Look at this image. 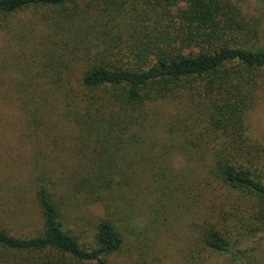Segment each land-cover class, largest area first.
<instances>
[{"label": "trees", "instance_id": "trees-1", "mask_svg": "<svg viewBox=\"0 0 264 264\" xmlns=\"http://www.w3.org/2000/svg\"><path fill=\"white\" fill-rule=\"evenodd\" d=\"M233 1L0 0V17L25 9L57 16L46 20L45 77L37 83L23 75L16 96L2 99L30 116L28 125L41 131L37 140L55 142L53 120L70 125L85 154L75 169L47 167L34 175L41 226L22 236L0 220L1 248L28 253L35 264H109L125 246L127 227L117 225L116 215L129 206L140 152L153 195L158 184L191 213L196 244L188 264H199L202 252L259 264L237 247L248 232L264 233V146L247 135L246 123L264 96V47L227 43H236L234 20H223L231 9L237 13ZM127 6L133 13L142 6L145 18L137 14L133 22L142 30L131 24L125 41L111 27L129 22ZM70 63L81 64L76 79L66 74ZM177 97L194 111L186 109L166 126L170 134L180 130L185 154L183 172L172 173L168 149L159 156L144 144L158 140L151 130L154 104ZM89 206L102 215L86 213ZM86 226L93 230L88 247L81 239Z\"/></svg>", "mask_w": 264, "mask_h": 264}, {"label": "rangeland", "instance_id": "rangeland-1", "mask_svg": "<svg viewBox=\"0 0 264 264\" xmlns=\"http://www.w3.org/2000/svg\"><path fill=\"white\" fill-rule=\"evenodd\" d=\"M233 6L237 13L231 9L223 20H234L235 25H229L233 29L230 35L236 43L230 39H227V43L254 48L264 47V4L256 0H234ZM126 9L124 14L129 22L123 26L118 20L115 26L111 27L112 31L120 33L125 41L129 40L127 36L131 24L136 29L140 24L133 22V19L139 13V19L142 20L143 15L142 6H139L141 10L136 13L129 11V6ZM81 11L86 10L84 8ZM89 12L94 17L95 13ZM155 15L150 12L148 17L153 20ZM143 17L145 18L144 15ZM48 19L56 20L57 16L41 15L39 11L25 9L9 17H0V220L2 226L10 233L22 236L34 233L41 226V215L31 185L34 175L47 167L57 173L70 171L85 157L84 153H80L79 143L76 141V135H72L70 125L53 120L58 131L55 142L37 140L36 136H41V131H35L28 125L30 116L25 114L17 102L8 103L2 99L5 96H16L17 80L23 75L35 78L34 82L37 83L45 77L40 68L49 66L44 62L49 58L47 49L50 45L43 38L51 32L49 26L46 28ZM143 24L151 25L149 21ZM226 25L229 26L228 23ZM157 28L162 31L166 29L165 25ZM140 29L142 30L141 24ZM215 42L219 44L221 40ZM50 63L54 65L53 62ZM80 65L70 63V72L66 74L71 79H76ZM24 71L27 73L24 74ZM190 106L191 104L182 97L154 104L153 121L157 123L151 130L158 140L153 144L144 145L154 147L159 156H165L163 148L168 149L166 157L169 159L172 173L183 172L186 166L183 157L185 154L180 130L170 134L166 126L177 116H186ZM184 111L186 112L181 114ZM246 123L247 135L253 142L264 146V96L258 106L248 113ZM139 154L146 156L138 152ZM141 155L134 159L131 169V172L135 173L133 176L136 182L130 190L131 196L127 198L129 206L120 207V213L116 215L117 225L127 227L125 246L120 254L108 258L109 264H188L191 250L196 244V231L191 223V213L187 207L176 204L177 195H170L158 184L156 197L153 195L152 188L144 182V178L150 175L149 167L146 166L149 163L142 160ZM86 213L102 215L101 211L98 212L91 206L87 207ZM84 231L81 239L88 247L92 244L93 230L92 227L86 226ZM252 232L247 233L249 235L237 248L250 257L248 261L264 264V233L250 234ZM197 252L198 249L193 256H196ZM200 256L199 264H234L224 254L202 252ZM0 264L35 263L28 253L18 254L0 247Z\"/></svg>", "mask_w": 264, "mask_h": 264}]
</instances>
